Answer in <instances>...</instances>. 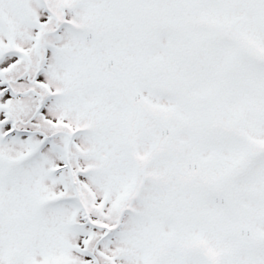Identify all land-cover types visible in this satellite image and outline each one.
I'll return each mask as SVG.
<instances>
[{"label": "snow or ice", "instance_id": "1", "mask_svg": "<svg viewBox=\"0 0 264 264\" xmlns=\"http://www.w3.org/2000/svg\"><path fill=\"white\" fill-rule=\"evenodd\" d=\"M0 264H264V0H0Z\"/></svg>", "mask_w": 264, "mask_h": 264}]
</instances>
